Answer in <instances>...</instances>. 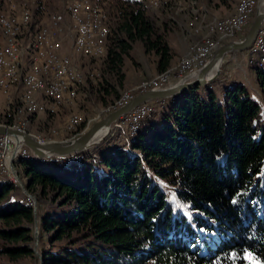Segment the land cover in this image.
<instances>
[{
	"label": "trees",
	"instance_id": "trees-1",
	"mask_svg": "<svg viewBox=\"0 0 264 264\" xmlns=\"http://www.w3.org/2000/svg\"><path fill=\"white\" fill-rule=\"evenodd\" d=\"M112 3L101 57L102 72L117 83L104 78L111 90L100 87L119 97L134 42L157 56L158 74L172 67L173 53L146 0ZM254 70L264 96V66ZM223 77L174 95L159 124L142 127L152 112L123 142L114 133L72 156L17 162L36 197L42 264H264V112L245 85L228 86ZM16 191L0 180V255L32 259L34 209L25 194L13 197Z\"/></svg>",
	"mask_w": 264,
	"mask_h": 264
},
{
	"label": "rangeland",
	"instance_id": "rangeland-1",
	"mask_svg": "<svg viewBox=\"0 0 264 264\" xmlns=\"http://www.w3.org/2000/svg\"><path fill=\"white\" fill-rule=\"evenodd\" d=\"M69 1H71V0H0V16L12 14L15 17L18 16L17 18H19L21 16L22 12H24L25 10H27L30 13L31 22L29 24H27L26 27L29 29V32H31V33L34 31L36 26H38V27L44 26L45 29L51 30V27H49V26H50V23L52 22V20H55V19L58 20L59 22H58L56 29H59V30L58 31L56 30V33L62 32L63 27H66L67 28V35L69 36L68 37L66 34L63 35L64 50L68 52L69 48H70V44H71L73 51L78 55L79 60H77V62H76L70 54L61 52L62 54L70 57L73 65L76 67V70H78L80 72V74H81L80 77L83 78V80H81L80 84L78 82H74V83L72 82L75 85L74 86L75 92L74 93H64L60 97V99L59 98H57L55 100L47 99L45 101L41 100L40 103L42 104V109L35 111L36 113L35 112H29V110L27 109L25 102H24V94L22 95L24 106H25L23 108V104L21 101V92H20L21 106L19 103H16L11 98L10 91L12 90V88L20 89V87H21L20 84L14 85V86L8 85V87L6 89L0 88V92L5 97V102L3 103L2 99H1L2 95L0 94V107L2 109V112L0 111V118L4 119L1 116L2 114H4L7 118L8 117L11 118L10 119V121H11L10 125L5 124L1 121H0V124L13 126L15 128L26 130V131L34 134L35 137H37L38 139L63 140V139H69V138L76 137L80 133L73 135L74 132H72V131H75L76 128L83 121H85V123H84V126L81 127L82 128L81 131L83 129L85 130V128L87 126H90L94 121L105 116L107 114V112L110 110V108L112 107V103L114 104V102H115V104L121 105V104L125 103L126 99L133 97L134 93H141V91L142 92L146 91L147 89L154 86L155 82H156V84H158L157 79L162 74V73L158 74L157 72L155 73V56L156 55L153 52L144 51L141 43L139 41H136L133 43V46H132V49L130 50L129 56L125 57L124 64H123V72L125 74L124 79L129 78L128 79L129 81L127 80L126 83H124V79H123V84L121 86H117V91H118L119 97L115 96L114 93H112V94L107 93L105 89L100 87V85H102V84H104V86H106V84L104 82V78H108V80L114 82L115 84L117 83V79L115 77L110 76L106 72H102V60H103V58L101 56H89L86 52H84V51H82L76 47L75 40H76L77 33L72 26L71 20L69 18L68 10H67ZM79 1L84 2V3L86 2L87 4L97 3L98 5H100L103 8V10L105 11L107 18H108L107 26L108 27L110 26L109 27V33H110V31H112L111 23L113 22L114 12H115V9H114L113 3H112L113 0H79ZM188 1H190V0H175L174 3H172L173 5L170 9H162L161 6L159 7V5H161L160 4L161 0L159 1V4L157 6L153 5L151 3L152 0H150L149 7L156 8V9L151 10L152 13H156L158 16H159V13H161V15H162V16H159L158 23L159 24L163 23V25H164L163 28L166 30L167 35H168L169 31L171 30L170 27L174 26V24H175L174 19L178 18V13H182V11L185 10L182 7L184 4L188 3ZM193 1H195L194 4L190 5V7H189V9H191V10L193 8H196L197 10L203 9L199 5L200 1L203 2L205 9L208 6H210L212 8H217V7L222 5V4H220L218 6H211V5H207V3L204 0H200V1L199 0H193ZM231 3H232V0H230L228 4L222 5V6H223V8L230 7ZM237 3H238V0H237ZM237 3H236V5H237ZM259 5H261L259 7V9L263 10L264 0H261ZM162 7H166V5L162 3ZM199 12H200V10H199ZM254 13H255V11L253 12L252 18L250 21H252ZM193 17H196V19L193 20ZM228 17L229 16L223 17L221 19H226ZM110 18H111V21H110ZM199 18H200V14L197 11L192 13V15L190 16V20L188 21V25L193 26L194 22H196ZM221 19H219V20H221ZM209 27H206L207 28V34H205L204 37L200 38L199 40H196L198 37L197 38L195 37L196 41H192L189 43L186 51L183 53V55H181L179 57L177 64L174 67L169 68L167 71H165V72H168V75L170 77L174 73L177 72V69H178L177 65L180 64L181 62H183L184 60H186V58L189 54L190 47H194L193 44L200 45L203 40H205L207 38H211L210 34L208 33ZM244 34H243V36H244ZM167 35H166V37H167ZM239 35H241V32H236L230 36H226V37L222 38L221 41H219V44L210 51V54L206 58V61L210 58V56L212 55L214 50L219 45L227 42V40H234V39L238 40V39L243 37V36H239ZM2 37H3V40L5 41V37L3 35H2ZM20 38L22 39L23 42L26 41V39H27V38L24 39L23 35H21ZM259 39H262L261 35L259 36ZM54 41L56 42V40H54ZM106 43H107V40H106ZM58 44H59V42H58ZM253 49H259V45L254 46V41L252 42L251 47L244 50L246 52L245 53V63L250 68L249 69L250 71L248 73V78H246V79L244 78L243 82H244V85L246 86V88L248 90L250 97L259 104L260 111L264 112V96L262 95L261 91H259V89L257 90L254 87L255 86L254 76L256 74L254 69L259 66V63L256 62L257 60H253V57H256V59L260 57V54H262L261 50L264 51V47L261 48L260 50H256L254 54L252 53ZM59 51H60V46H59ZM259 52H260V54H259ZM22 55H23L22 61L24 62V61H26V56L24 53ZM78 61H80V62L78 63ZM188 72H191V71H188ZM188 72H186L185 74H187ZM153 73H155V74H153ZM220 73H221V68H220ZM137 74L138 75L142 74L145 77L136 83L128 85V83L132 82V81H130L131 78L135 77ZM219 76H220V74L217 77H219ZM221 80L225 84H227L228 86L231 85L232 83H234L231 80H223V79H221ZM212 81H210V82H212ZM169 86H171V85H169ZM106 87L108 88V90H111V87H109V85H107ZM166 87H168V86H166ZM163 88H165V87H163ZM214 91L216 92L217 97L221 98L222 87L219 84H216L214 86ZM66 94H68L70 97L77 95V97L73 102L64 105L62 107V108L65 107L64 109H60V110L56 111L55 109L58 106L62 105L64 96ZM33 97H35V96H33ZM119 98L121 101L119 100ZM163 98L164 99L161 98L156 103L151 105L152 112H156V111L157 112L155 114H151V115L148 114L149 116L142 123V127H144L145 124L150 122V121L154 122L155 124L160 123L161 115H162L160 110L167 104V102L170 99L173 100V98H170V96L169 97H163ZM152 100H154V99H152ZM150 102H146V103H150ZM158 102H161V103H158ZM52 103L55 106L54 108H53V106H51ZM8 104H11L10 105L11 107H8ZM16 104H19V105H16ZM8 108L11 110V112L8 111ZM12 108L15 111L14 113H12ZM75 111H77V112H75ZM31 113H35V114H31ZM75 113H81V114H75ZM128 114H126V115H128ZM75 115H77V116H75ZM126 115L121 117L120 120L118 119L116 122L111 124V128L113 127V124H114L115 128H114V130L112 129L110 134L115 133V135L117 136V139L120 142H123V140L126 139V137L135 136L137 134V131H138L137 130L134 135H130V124H131V122H128L127 124H118V123H124L128 120ZM86 124H88V125L86 126ZM138 125L140 126V124H138ZM77 130H79V129H77ZM68 156H72V155H68ZM23 159L24 158H22L20 156L17 160L19 161V160H23ZM17 160H15V162L11 163L12 174L14 175L15 178L22 180L23 184L26 186L24 178H21L18 175V172H17V169H18L17 162L18 161ZM13 175H9L8 173H6L5 171L0 169V180L1 181H11L17 186V191L13 194V197L16 198L19 194L21 195V194H25V193H24L22 187L19 186V180H15V178H13ZM158 182L163 185V189L166 191L167 195L171 196L172 195L171 187L168 184L164 183L163 181L159 180ZM26 191L28 192L27 188H26ZM26 196L31 201V203L33 205V200H34V198L36 200V197L34 195H33L34 198L29 197L28 194ZM36 209H37V204H36ZM34 228H35V222L33 224V235L35 233ZM37 228H38V220H37ZM38 233H39V229H38ZM32 247H33V251H34V257L32 259L21 258L18 260H9L5 255H0V262L6 263V264H40L39 263V255L42 257V254L40 252V244H39L38 234H37V246L34 249L35 239H33ZM248 264H250V260H249Z\"/></svg>",
	"mask_w": 264,
	"mask_h": 264
},
{
	"label": "bare ground",
	"instance_id": "bare-ground-1",
	"mask_svg": "<svg viewBox=\"0 0 264 264\" xmlns=\"http://www.w3.org/2000/svg\"><path fill=\"white\" fill-rule=\"evenodd\" d=\"M159 1L160 0H152L151 3L157 6L159 4ZM242 7H243V13H242ZM67 10L72 26L77 33L75 40L76 47L86 52L89 56L104 55L106 51V40L109 35L110 26L109 27L107 26L108 18L103 8L97 3L87 4L86 2L84 3L79 0H71L68 3ZM252 14H253L252 0H238L234 14H232L226 19L218 20L213 24L209 25L210 27L208 32L211 38H207L203 40L200 45L195 44L194 47H190V54L188 56L189 58L187 57L186 60H184L177 66L178 69L176 68L177 69L176 73L183 72L184 75L188 71L192 72L193 68L186 67V65L197 66L201 63L202 66L203 64H205L207 62L206 58L209 56L210 51L219 44V41H221L222 38L226 36H230L236 32H242L244 30V23L250 22L252 18ZM17 17H15L12 14L0 16V31L1 34L5 37V41L0 42V88L6 89L8 85L20 80L25 89V94H24L25 105L29 110V112H35L39 109H42V104L40 103V101H38L35 97L31 95L32 92H37L41 94V96L45 98L44 100L47 99L55 100L57 98L60 99V97L64 93H71L72 90H74V86H75L73 84L74 82H78L80 84L81 80L83 79L80 77L81 74L78 70H76V67L73 65L70 57L62 54L61 51H59L60 45L58 44V41L55 42L54 40H51L50 30L45 29L44 26H39V27L36 26L37 28L34 29L35 32H33V34L30 35L31 37H29L30 39L27 42V48H26L29 52L28 68L25 71H23L20 66L21 62H19L20 60L19 49L21 43L20 36L23 27L31 22V16L30 13L27 10H25L24 12H22L19 18ZM58 22L59 21L55 19L52 20L50 24L52 27L56 29ZM260 35L262 39H259ZM263 38H264V26H261L260 29L258 30V35H257V45H259V49H253L252 52L253 54L255 53L256 50H260L261 48L264 47ZM249 47H251V45ZM261 52L262 54H260L259 52L260 57L257 59L256 57H253V60H257L256 62L259 63V66H264V51L261 50ZM215 69L216 67H214L212 71L207 75L208 78L214 74ZM189 74L190 72H188L184 76L182 75V77H179L178 79L173 78L172 80H170L169 83L163 85L161 88L166 86L171 87L175 83L179 82L184 78L188 80H192L191 77L190 78L188 77ZM61 78H62V82H61ZM169 78L170 76L168 75V72L162 73L161 76L158 77L157 83L163 84ZM152 87L149 89H152ZM173 95H170V98H174ZM131 98H128V100H130ZM160 99L161 98H154V100L151 99L148 101H144L140 103V105H137L136 107L141 105H147L146 102H150V101H151L150 103H156ZM10 105L11 104H8V107H11ZM136 107H134L133 109H135ZM132 110L129 111L130 113L128 112L129 114L126 113L128 115L124 114L126 115L127 119H129V122H131L130 135H134L136 133V131L139 128L138 124H140V122L148 114L152 112V109L150 107L149 109H145L144 111H142L137 115L131 116ZM0 111L2 112L1 107H0ZM8 111L11 112L9 108ZM14 112L15 111L12 108V113ZM109 112L110 110L107 113ZM124 115H122L121 117H123ZM121 117H119V120ZM87 125L88 124H86V126ZM88 127L89 126H87L86 129ZM105 130L106 129H102L101 131H99V133H97L96 135L95 140H98L101 136H103ZM111 131L112 128L107 136L110 135ZM83 132L81 131L80 134H82ZM0 135H7V134L0 133ZM36 139L38 138L36 137ZM39 142H44V141H39ZM20 156L25 160H30V159L32 160L33 158H37L32 154H17L14 156L13 162H15V160H17ZM13 178H15L14 175Z\"/></svg>",
	"mask_w": 264,
	"mask_h": 264
},
{
	"label": "water",
	"instance_id": "water-1",
	"mask_svg": "<svg viewBox=\"0 0 264 264\" xmlns=\"http://www.w3.org/2000/svg\"><path fill=\"white\" fill-rule=\"evenodd\" d=\"M260 1L261 0H258V4ZM258 4L256 6L253 19L244 36L239 40H229L219 45L205 64H203L200 68L190 72L188 77H191L192 80L184 78L171 87L148 89L142 93H138L130 100L114 108L104 117L92 123L82 134L74 138L63 140L51 139L45 142H39L35 135L26 130H20L1 124L0 133L14 136L17 140H20L22 143H24L32 151L34 156L39 159L51 158L54 156L73 155L75 153L92 148L105 139L111 130V124L113 122L117 121L119 117L128 113L140 103L154 98H163L173 94H179L185 90L195 89L196 87L204 86L207 82L213 80L220 73V64L224 60V57L227 53L245 50L254 40V37L264 22V10L259 9ZM214 67H216L214 74L208 78L207 75ZM102 129H106L105 133L98 140H95L97 133H99V131ZM19 186L22 187L26 195L28 194L29 197L34 198L33 195L26 191V186L23 184L22 180H19ZM33 209L35 216V249L37 246L38 234L35 198L33 200ZM39 263L42 264V257L40 255Z\"/></svg>",
	"mask_w": 264,
	"mask_h": 264
},
{
	"label": "crops",
	"instance_id": "crops-1",
	"mask_svg": "<svg viewBox=\"0 0 264 264\" xmlns=\"http://www.w3.org/2000/svg\"><path fill=\"white\" fill-rule=\"evenodd\" d=\"M146 1L149 4L150 0H146ZM174 1L175 0H161V2H160L161 5H159V7L161 6L162 9H170L172 7V5H173L172 3H174ZM194 2L195 1L190 0V1H188V3L183 5L182 8L185 10L182 11V13H178V18L174 19L175 24H174V26L170 27L171 30L169 31V33L166 37L168 40V43L172 49V53H173L172 59L170 61V65H172V67H174L177 64L179 57L181 55H183V53L186 51L190 42L199 40L200 38L204 37L205 34H207V28L206 27H209L210 24L216 22L217 20H219L223 17H227V16L234 14L237 0H232L230 7H227V8H223V6L221 5L217 8H212V7L208 6L206 9L204 7L203 2L200 1L199 5L203 8V9H199L200 12L196 8H193L192 10L189 9L190 5L194 4ZM162 3L165 4L166 7H162ZM258 6L260 7L261 5L258 4ZM150 8L156 9L154 7H150ZM263 10H264V8H263ZM196 11L200 14V18L196 22H194L193 26H189L188 21L190 20V16L192 15V13H194ZM159 16H162L161 13H159ZM195 19H196V17H193V20H195ZM49 27H51V30L48 28L50 30L51 40L58 41L59 45H60V51L63 53L70 54L73 57V59L77 62V60H79L78 55L73 51L71 44H70V48H69L68 52L65 51L64 47H63V35L64 34L67 35V28L63 27L62 32L56 33V30L58 31L59 29L53 28L51 26V24ZM35 28H37V27H35ZM33 32H35V31H33ZM33 32L32 33L29 32V29L26 27V25L22 29L21 35H23L24 39L27 38L26 41H24L25 43L20 38L21 43H20V49H19V57H20L19 62H21L20 66H21V69L23 71H25L28 68L29 52L26 48H27V42L30 39L29 37H31L30 35H32ZM195 37L196 38L198 37V38L196 39ZM1 41L3 42L4 40H3V37L1 35V31H0V42ZM227 41H229V40H227ZM193 45H195V44H193ZM23 53L25 54V56L27 58V60L24 62L22 61V56H23L22 54ZM245 53H246L245 51H236V52L227 53L225 55L224 60L221 62V66H220L221 72L223 71V74H224L223 80H231L235 84H243L244 85L243 80H244V78L245 79L248 78V73L250 71L249 70L250 68L245 63ZM189 54H190V50H189ZM189 54H188V56H189ZM79 62L80 61H78V63ZM156 62H157V57L155 56V73L158 72ZM172 67H170V68H172ZM155 73H153V74H155ZM144 77L145 76H143L142 74H139V75L137 74L135 77L131 78L130 81H132V82L128 83V85L136 83ZM128 79L129 78L124 79V83H126V81ZM254 79H255V86L254 87L258 90L259 87L257 84L256 74L254 76ZM18 84L21 85L20 89L12 88V90L10 91V95H11V98L16 103H19L21 106V102H20V92H21V101H22L23 108H24L25 106H24L22 95L25 94V89H24L21 81L18 80L16 82L10 84L9 86H14V85H18ZM259 91H260V89H259ZM74 92H75V88H74V90H72L71 93H74ZM0 94L2 95L1 99H2V102L4 103L5 97L1 92H0ZM31 94L33 96H35L38 99V101L45 99L43 96H41V94H39L37 92H32ZM76 97H77V95L70 97L68 94H66L64 96L62 105L58 106L55 110L57 111L60 109H64L65 107L64 108H62V107L68 103L73 102L76 99ZM51 106H53V108L55 107L53 105V103L51 104ZM75 112H77V111H75ZM35 113H31V114H35ZM75 114H81V113H75ZM75 116H77V115H75Z\"/></svg>",
	"mask_w": 264,
	"mask_h": 264
},
{
	"label": "built area",
	"instance_id": "built-area-1",
	"mask_svg": "<svg viewBox=\"0 0 264 264\" xmlns=\"http://www.w3.org/2000/svg\"><path fill=\"white\" fill-rule=\"evenodd\" d=\"M257 4H258V0H252V12L255 11ZM243 7H242V13H243ZM250 22L244 23V30L241 32V35H239V36H243L245 31L249 27ZM261 26H264V23ZM257 35H258V32H257ZM257 35L254 38V46H257ZM200 66H201V63L197 66L186 65V67H192L193 71L196 70L197 68H199ZM182 75H183V72L174 73L163 84H156V82H155L152 89L161 88L163 85L169 83L170 80H172L173 78L178 79L179 77H182ZM61 82H62V78H61ZM126 100H128V99H126ZM126 100H125V102H126ZM153 104L154 103H147V105H141V106L136 107L135 109H133L131 111V116L137 115V114L141 113L142 111H144L145 109H149L151 107V105H153ZM128 122H129V119L126 122L120 123V124H127ZM37 140L38 141H47V139H37ZM17 154H32V155H34L32 153V151L24 143H22L20 140H17L14 136H12V135H0V169L5 171L9 175H12L11 162L14 161V156ZM15 180H20V179L15 178Z\"/></svg>",
	"mask_w": 264,
	"mask_h": 264
},
{
	"label": "snow or ice",
	"instance_id": "snow-or-ice-1",
	"mask_svg": "<svg viewBox=\"0 0 264 264\" xmlns=\"http://www.w3.org/2000/svg\"><path fill=\"white\" fill-rule=\"evenodd\" d=\"M250 264H260V261L250 258Z\"/></svg>",
	"mask_w": 264,
	"mask_h": 264
}]
</instances>
